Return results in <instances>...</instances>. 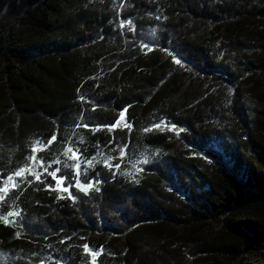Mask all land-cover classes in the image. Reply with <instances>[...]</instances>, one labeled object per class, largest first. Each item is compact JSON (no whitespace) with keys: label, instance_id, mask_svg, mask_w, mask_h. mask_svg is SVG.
<instances>
[{"label":"trees","instance_id":"trees-1","mask_svg":"<svg viewBox=\"0 0 264 264\" xmlns=\"http://www.w3.org/2000/svg\"><path fill=\"white\" fill-rule=\"evenodd\" d=\"M263 75L264 0H0V264H264Z\"/></svg>","mask_w":264,"mask_h":264},{"label":"rangeland","instance_id":"rangeland-1","mask_svg":"<svg viewBox=\"0 0 264 264\" xmlns=\"http://www.w3.org/2000/svg\"><path fill=\"white\" fill-rule=\"evenodd\" d=\"M132 23V28L137 36V38L149 45H154L157 44L159 41L160 36L166 35L167 38H172V31L168 29L165 26L160 25V23H157L156 21L153 20H144V21H133ZM169 46L173 48L174 51L180 53V50L176 49L174 43L172 40L169 42ZM178 50V51H177ZM264 76V75H263ZM80 120L81 117L79 118ZM13 139V138H12ZM202 160H208L204 155H198ZM48 170V169H47ZM52 172L56 171H50L48 170L47 173L49 174V178L53 186L57 189L63 190L67 189L66 192L69 193L70 196L74 197L80 204L85 198H86V191L83 189H76L75 187V179L70 177L69 174H65V171L63 172H56V177L57 178H63L62 184L57 183V179L53 178L51 175ZM87 184L83 183V187L85 188ZM90 207H92L91 210H89V215H92L93 213H100V214H105L107 217L110 216L108 207H104L102 204V201L95 199V203L89 204ZM80 209V207H79ZM6 221L14 224V229L17 230V232L26 237V234H31L32 231L34 232H43L44 227L39 224H37L36 219H27L23 218L19 213L13 212V215H8L6 218ZM214 227H217L216 225ZM1 263V259H0Z\"/></svg>","mask_w":264,"mask_h":264},{"label":"snow or ice","instance_id":"snow-or-ice-1","mask_svg":"<svg viewBox=\"0 0 264 264\" xmlns=\"http://www.w3.org/2000/svg\"><path fill=\"white\" fill-rule=\"evenodd\" d=\"M52 139L54 140L55 138L53 137ZM51 142L52 141H49V143H51ZM68 151L71 152L72 150L69 149ZM70 158L71 159L79 160V157L76 156L75 154H73V156L70 157ZM32 160L35 161L36 160V157H32ZM89 163H91V162L89 161ZM109 166L111 167V165H109ZM79 167H80L79 164H76L75 165V168L77 169V176L79 175ZM116 167H119V165H116ZM24 171H25V169H20L19 171H16L14 173V176H21V175H23ZM28 171L31 173V168L30 167H29ZM45 171H47V169H45ZM57 171H59V169H57ZM51 175L53 176V178L57 179V183H61L62 184L63 178H57L56 177V172H52ZM36 179L39 180L40 179V176L39 175H36ZM7 180L9 182H12L13 181V177L12 176H9L7 178ZM77 184H79V180H77ZM91 186H92L91 184H88L87 185V187H91ZM13 187H15V184L14 183H13ZM64 190L66 191L67 189H64ZM83 190L87 191V188H83ZM0 191L6 192L7 189L5 187V188L0 189ZM3 199H5V196H0V200H3ZM9 215H13V213H9Z\"/></svg>","mask_w":264,"mask_h":264}]
</instances>
